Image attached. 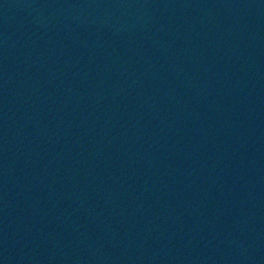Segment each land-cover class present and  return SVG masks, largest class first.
Returning <instances> with one entry per match:
<instances>
[{
	"label": "water",
	"instance_id": "water-1",
	"mask_svg": "<svg viewBox=\"0 0 264 264\" xmlns=\"http://www.w3.org/2000/svg\"><path fill=\"white\" fill-rule=\"evenodd\" d=\"M0 264H264V0H0Z\"/></svg>",
	"mask_w": 264,
	"mask_h": 264
}]
</instances>
